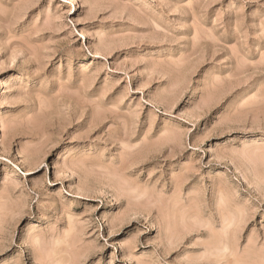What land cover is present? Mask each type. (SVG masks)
<instances>
[{"label":"rangeland","instance_id":"obj_1","mask_svg":"<svg viewBox=\"0 0 264 264\" xmlns=\"http://www.w3.org/2000/svg\"><path fill=\"white\" fill-rule=\"evenodd\" d=\"M0 264H264V0H0Z\"/></svg>","mask_w":264,"mask_h":264},{"label":"bare ground","instance_id":"obj_2","mask_svg":"<svg viewBox=\"0 0 264 264\" xmlns=\"http://www.w3.org/2000/svg\"><path fill=\"white\" fill-rule=\"evenodd\" d=\"M177 205V204H176ZM182 228V227H181Z\"/></svg>","mask_w":264,"mask_h":264}]
</instances>
